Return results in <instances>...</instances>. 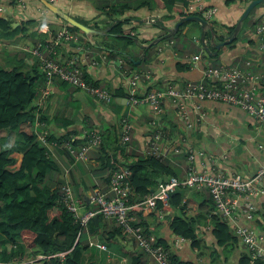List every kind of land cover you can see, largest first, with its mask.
Masks as SVG:
<instances>
[{"label": "crops", "instance_id": "crops-1", "mask_svg": "<svg viewBox=\"0 0 264 264\" xmlns=\"http://www.w3.org/2000/svg\"><path fill=\"white\" fill-rule=\"evenodd\" d=\"M2 1L3 3L0 5V8L4 7V9L7 8L8 10L7 15L4 16V18L16 21L17 23H15V27H18L22 21L31 18H40V13L38 12L40 7H42L40 0ZM23 1L28 4V10H24L21 7ZM104 1L106 3L105 6L126 4L132 7L138 6V10L133 9L134 11L126 12L120 17H111L107 15L105 20L108 28L103 30L101 25L103 19H96L99 17L100 11L93 3V0H58L56 5L76 20L77 17L84 18L88 21L90 20L91 22L96 19L94 21L95 25L87 26L100 31L108 30L110 24L119 18L123 19L133 16L136 19L132 27L136 28L135 31L138 34L139 40H137L135 44L140 50L134 49L132 52L126 50V55L123 56L127 58L128 55L135 65L132 67L128 62H125L124 66H126L127 74L130 72L141 73L142 70H146L143 74L148 75L149 79L150 77L153 78L151 81H148L149 79L146 80V82L141 85V93L146 92L150 83L154 84L160 79L164 81L162 84L164 88L169 85V82L182 86L184 83L198 82L202 79V64L199 68L192 67L189 71L181 70L183 65H187V61H185L186 57H192L201 53H194L193 55L187 53L190 52L189 46H187V41H184L181 37L177 39L173 38L176 34L175 27L181 20L183 7L191 0H186V3L179 2V5L175 7L172 14L165 9L161 0H137L136 4L131 2L132 0ZM228 1L229 0H201V3L205 7H215L218 9V23L225 26H232L239 21L246 4H243L241 2L242 0H235L231 5H228ZM153 2H156V8L151 5ZM262 14H264V7H261V9L259 8L258 11L255 12L254 20ZM167 17H169V19H167ZM151 18H157V22L164 25L166 32L163 34L167 35L171 32L170 34H172L173 37L172 40H167V44L172 42L173 45L166 46L161 52H159L157 51L159 43L152 49L150 57L151 62H146L145 49L150 47V41H152V38L160 37L159 33L162 32L161 29L154 27L155 23L150 21ZM48 21H50L51 30L54 31V33L63 27V22L52 15L48 17ZM124 28L126 29L127 26ZM188 31L189 28L186 27L183 34L187 35ZM49 35L50 33L42 34L41 37L47 41L51 37ZM85 35L90 38L85 42L84 48L90 47L95 54L100 55L106 45L104 42H101L99 37L107 35V33ZM96 35L98 40L94 38ZM38 39L39 37H21L20 35L15 39L9 40L10 43L8 45L12 44L16 47L21 44L36 46L39 44L38 41H40ZM82 39L84 40V38ZM92 41L99 46V49L95 48L91 43ZM244 41L245 40H241L232 50L227 49V51H222L220 63L232 64L237 59H244L247 56H253L254 61L264 63V54L260 53L256 46L248 48ZM2 50L3 48L0 49V51ZM192 51H197V49ZM17 53L18 52H14L6 55L7 59L3 63L5 64L4 68H12L11 64L14 62L11 58L15 57ZM81 54L82 51L80 52L77 50L75 44L62 45L58 48V56L62 61L67 60L69 57ZM119 59H123V57L117 56L113 58L111 63L101 61L102 63L95 68V71L90 69L87 70L89 76L94 82H99L101 86L112 90L122 88L126 93V90L122 87L124 84V77L121 76L122 74H118L116 69L112 68V64L117 63ZM139 61L140 63H138ZM143 64H146L144 69L136 67L137 65L142 66ZM260 70L264 73V65ZM43 86L44 83L41 84V88ZM125 99L126 96L117 99L120 107L114 105L112 107L104 106L86 93L57 81L51 88V95L45 108V123L51 134L56 137H62L67 133H73L79 130V135H77L79 140L83 139L81 135L82 128L97 127V130L107 134L108 146L114 147V139L118 138L117 134L119 133L120 136L122 135L123 129L121 122L123 120H128L133 126L131 131L133 145L135 146L133 149L138 153L146 155L147 150H149L148 144L150 138L153 136L150 127V112L146 108H139L144 110V115H147L148 117L147 121H145L144 117L131 118L128 112L129 108L131 109L132 107L128 103V100L124 101ZM165 108L166 114L162 121V126H171L173 128L172 131L176 136L183 135L185 137L183 140L185 148H204L209 154L218 158L217 164L212 166L215 170H222L228 175H240L243 178H247L255 175L257 170L264 166V137L257 138L256 136H260L257 131L256 135H250V131L257 128V123L240 108L215 101H204L202 103V112H204L205 118L197 122L196 125L195 122L199 118V115L195 111L192 113L190 111L191 122L195 125L192 126V128H186L185 124L176 122V110L172 106L167 104V106L165 105ZM230 144H234L236 149L241 146L244 150L232 157L229 154L231 153ZM134 154L135 153L132 155ZM22 158L23 155L19 160L20 164L22 163ZM91 158L89 157L84 163H76V161L72 162V159L63 151L57 152L56 156L53 158L60 166L61 171V174H56L55 178L62 182L69 176L72 179L74 192L76 191V193L80 194L77 198L81 201L88 200L89 195H91L96 188H100L104 192L107 191L104 188L105 184L101 182V177L104 176L95 173V169H97L99 163L94 158L91 160ZM134 159L135 157H130L129 162H132ZM172 160H174L173 162L175 163L178 174L177 177H184L188 167V161L186 160L185 155H175ZM124 162H126V160ZM203 165H206V163L202 159H199L196 163L199 170L203 169ZM94 186H96L95 189L93 188ZM82 193H84V198L81 196ZM182 195L185 200L194 199L196 201L194 203L196 206L204 204L205 201L210 202L212 199L211 194L207 190L202 192L187 190L185 194ZM256 204L258 208L257 220L256 223L253 224L264 232V197L257 199ZM182 212L183 211L179 208L173 207L162 209V212L158 210H142L140 207L138 211L133 210L132 213L138 223L141 222L144 228L157 235L160 239L170 241L172 247L174 242H177L181 238L172 232L171 223L175 217L185 215ZM212 215L213 213H210L208 209L203 211L191 210L186 212L185 216L195 222L197 240L199 243L197 249H194L192 248L190 240L185 241L180 246L174 248L175 255L178 256L181 261L191 264H239L240 259L247 254L246 247L241 245L240 242L237 243L235 250H232L230 246H219L211 222ZM116 227L114 221L107 220L105 221V230H102L100 235H90L88 240L89 244L91 241H95L99 242L100 245H107L109 252H111L116 258L114 263L108 261V253L101 251L99 246L91 247V245L89 246L90 250L85 256L87 262L93 261L97 264H121V259H126L127 262L125 264H128L130 256L140 251H144L137 246L135 240L126 236L121 235L111 238V233ZM103 235L105 236L103 237ZM107 237H110V239L107 240ZM105 254L107 255L105 256ZM148 255L146 256L145 264H154V258Z\"/></svg>", "mask_w": 264, "mask_h": 264}, {"label": "built area", "instance_id": "built-area-1", "mask_svg": "<svg viewBox=\"0 0 264 264\" xmlns=\"http://www.w3.org/2000/svg\"><path fill=\"white\" fill-rule=\"evenodd\" d=\"M46 1L55 5L58 2V0ZM242 1L251 2L252 0ZM21 4L23 9L27 7L24 1ZM7 12V8H0V17L6 16ZM38 12L42 20L38 32L40 34L50 33L49 42L39 41L36 46H28L22 49L39 61L40 70L45 76L44 87L40 90V95L35 101L38 139L47 148L49 158H54L57 152L66 150L76 162H86L90 152L101 146L100 131L94 128H82L81 135L84 144L80 147L75 145L79 140L77 136H71L62 141L61 145L58 142H50L51 133L47 130L42 131V129H48L42 121V109L46 108L51 95V88L57 81L86 93L104 106L112 104L114 101L113 90L89 83L87 69L95 71V68L102 63L101 61L111 63L113 59L110 58L108 49L103 48L99 55L95 54L90 47L84 48L85 42L90 37H84L73 32L67 23L59 31L51 34V26L48 21L50 13L52 14L51 10L42 6ZM217 12V8H208L202 4H189L183 10L186 16L202 15L212 24L217 20ZM207 31L212 33L210 39L207 38L206 34L205 39L202 37L194 38V42L205 48L209 54L211 53L210 48L218 43V34L222 31L212 27H209ZM258 33L261 36L258 50L264 54V15ZM131 35L136 36L137 34L132 32ZM9 43V41L0 40V49L5 48ZM91 43L97 46L95 42L92 41ZM67 44H75L76 49L82 51V54L69 57L65 61L60 60L58 48ZM158 44L159 41L153 45ZM169 45H173V43H160L157 51L161 52L164 47ZM185 61L192 64L194 68H199L204 63L203 77L200 82H187L182 86L169 82V85L163 90L147 91L146 89V92L141 93L140 87L149 79V76L135 72L125 79L123 85L127 89V99L131 107L146 108L150 112V127L153 136L148 144L147 155L163 158L185 153L188 157V168L185 176L167 178L156 188L159 192L154 190L146 200L135 204L130 202L133 188L129 180L130 173L128 170L113 173L110 191L104 192L102 189L96 188L85 201L76 198L72 180L68 176L63 184L59 205L64 206L73 215L82 230H87V226L93 218L103 215L105 219L112 220L121 227L124 236L135 240L137 246L150 254L157 264H176L170 262V253L158 244V238L153 233L147 231L137 222L132 212L133 210L138 211L140 207L142 210H154L159 202L168 206L171 194L179 189H193L199 192L207 190L214 201L215 212L213 214H219L222 220L231 227L253 260L264 262V232L253 224L257 220L256 200L264 197V166L253 177L249 178H243L240 175H228L222 170H215L212 166L217 164L218 158L209 154L204 148H185L183 135L176 136L171 126H162L166 114L165 105L167 106V104L176 110L177 123L185 124L186 128H192L197 122L205 118V114L202 112V103L215 101L240 108L252 117L259 125L260 130L264 132V85L261 84L262 82L264 84V76L261 75L262 71L260 70L264 63L258 61L247 63L248 67L256 66L259 69L257 73L245 68L230 67L227 63L213 67L212 64L203 61L200 54L186 57ZM117 63V65L112 64V68L117 70L119 67V72H123L121 76L125 78L127 76L124 69L125 61L120 59ZM190 111L191 113L195 111L199 115L195 125L191 122ZM121 123L123 129L121 143L125 146L131 140L133 126L128 120H123ZM199 159L206 163L201 170L196 166ZM13 166H10V169ZM185 241L184 238H181L174 242L172 247H178ZM90 245L91 247L99 246L101 251L108 253L110 263H114L116 260L113 254L109 252L107 245H100L99 242L95 241H91ZM65 255L66 253H60L57 256L64 258ZM25 256L15 258L8 263L0 262V264H41L51 258V256L38 254L33 258L34 261L26 263ZM126 262V259H121V264Z\"/></svg>", "mask_w": 264, "mask_h": 264}, {"label": "trees", "instance_id": "trees-1", "mask_svg": "<svg viewBox=\"0 0 264 264\" xmlns=\"http://www.w3.org/2000/svg\"><path fill=\"white\" fill-rule=\"evenodd\" d=\"M165 9L172 14L179 2L186 3V0H161ZM235 0H229L228 5H231ZM246 4L243 14L249 6V2L241 1ZM11 4V3H10ZM13 5V4H12ZM156 8V2H153ZM259 6V5H258ZM256 7L242 23L241 29L235 40L229 44L227 48L232 50L237 43L245 40L247 47L252 48L259 45L261 39L258 29L262 24V15L252 23L251 32L246 31L248 36L245 39L239 40V36L245 29V26L252 14L258 11ZM263 6V5H262ZM138 10V6L132 7L128 5H108L104 7V13L111 17L122 16L126 12ZM133 10V11H134ZM242 14V16H243ZM232 26L221 25L218 22H213V27L220 28L222 32L218 34V43L224 42L229 36L234 35L240 20ZM255 16V15H254ZM133 18H125L124 20L117 19L109 26L108 35L119 37L122 41L129 45L135 43L136 38L130 36V30L124 27L131 24ZM169 19V17H167ZM78 20V19H77ZM66 22L65 20H62ZM40 20L31 18L22 21L18 27H15L16 21L0 17V40L9 41L21 35V37L33 36L38 40L48 43L38 33L37 28ZM70 29L86 37L82 30L70 25L66 22ZM64 23V24H66ZM87 25V24H86ZM155 28L163 30L162 23L154 24ZM185 22L176 32L173 38L182 37ZM212 33H207V38L210 39ZM166 40H172V37ZM39 42V41H38ZM187 45L197 47L192 44V41H187ZM178 48V47H177ZM109 50L110 58L123 55L119 48L106 46ZM153 46L145 49L146 62H151L148 55L152 51ZM211 54L208 55L209 60H205L212 64L213 67L220 66V56L215 55V47H211ZM223 49V48H222ZM180 50V48H179ZM190 47L187 53H194ZM182 52V51H179ZM125 53V52H124ZM14 62L12 68H4L0 66V131L15 132V143L10 146L8 139H2L0 149V262L8 263L15 258H21L26 255L27 249H38L43 255L51 256V258L41 264H97L93 261H86V253L90 250L88 243L89 236L100 235L102 230H105V221L103 215H98L93 218L87 230H82V227L76 223L72 214H70L64 206L59 205V199L62 194L63 183L59 180L55 181L56 174H61L60 166L47 155V148L38 139L36 131L37 111L34 107V101L37 98L41 84L44 83L45 76L40 70L39 61L31 54L20 51L15 57L11 58ZM128 63L134 67L132 59H127ZM216 63H213L215 62ZM249 61L254 62L253 56H247L244 59H237L234 63L229 64L230 67L235 66L238 69H249L253 72H259L255 66L248 67ZM140 65H137L138 68ZM192 64L187 63L181 67L182 71H189ZM264 76V73H261ZM89 83L96 86H101L99 82H94L90 76H87ZM201 81V80H200ZM198 81V82H200ZM163 80H158L156 83H150L147 91L163 90ZM262 85L263 82L261 83ZM103 87V86H101ZM114 101L108 107L118 106V98L127 96L122 88L113 90ZM42 121L45 123V115L42 116ZM72 124V122H71ZM102 137L101 146L95 151L90 152L89 157L94 158L98 163L95 173L101 174V182L104 183L106 192L110 191V181L113 173L116 171L128 170L130 173L129 180L133 188V193L130 197L131 203H138L146 200V198L159 186L158 179H166L177 177V171L173 157L156 158L152 156H144L136 152L132 144V138L127 145L121 143V136L118 133V138L114 139V147L108 146L107 134L100 131ZM79 135L77 131L67 133L62 137L50 135V142H58L69 139L71 136ZM84 144V140L76 142V146L80 147ZM130 147V148H129ZM129 148V149H128ZM19 151V152H17ZM15 153H22L23 159L19 169L11 170L10 166L18 162L17 158L12 157ZM135 153L134 155H132ZM65 154L74 161L68 151ZM130 157H135L132 162H129ZM91 158V160H92ZM126 160V162H124ZM77 163V162H76ZM72 180V179H71ZM56 182V185L53 184ZM164 182V180H163ZM94 189L96 186L93 187ZM77 198L78 193L74 192ZM81 197V196H80ZM84 198V197H83ZM171 203L167 208H179L182 213L191 210H209L210 213L215 212L213 199L210 202L205 201L204 204L196 206L194 199H184L182 194H173L170 197ZM163 204L158 203L157 209H162ZM57 214L53 217L50 212L55 210ZM183 216H177L171 223V230L175 235H180L192 243V248L197 249L199 241L197 240L196 227L194 220ZM111 221V220H110ZM212 226L214 235L218 240V245L223 247L230 246L232 250L236 249L239 242L238 238L233 233L231 227L222 220L219 214L212 215ZM116 224V223H115ZM142 225V223H139ZM115 230L111 233V238L121 236L123 230L116 224ZM154 234V233H153ZM106 235V234H105ZM103 235V237L105 236ZM155 235V234H154ZM157 236V235H155ZM110 237H107L109 240ZM159 245H162L170 253V262L176 264H191L185 263L175 255L174 250L167 241L157 240ZM60 253H66L64 258L57 256ZM107 254H105L106 256ZM148 254L145 251H140L133 254L129 258L128 264H145V259ZM149 256V255H148ZM239 264H264L261 260H253L248 254H245L239 261Z\"/></svg>", "mask_w": 264, "mask_h": 264}, {"label": "rangeland", "instance_id": "rangeland-1", "mask_svg": "<svg viewBox=\"0 0 264 264\" xmlns=\"http://www.w3.org/2000/svg\"><path fill=\"white\" fill-rule=\"evenodd\" d=\"M131 2H133L134 4H136L137 3V0H132ZM3 3V1L2 0H0V5ZM93 3L97 6V9L100 11V15H99V17H97L96 19H103V21H101V25H102V28H103V30L104 29H107L108 28V25H107V23H106V20H105V17L107 16V15H105L104 14V7H105V5H106V3H105V1L104 0H93ZM124 3V2H123ZM263 5V6H262ZM260 9H261V7H264V4H261V5H259L258 6ZM4 8V7H3ZM254 15L255 14H252L251 16H250V18H249V20H248V22H247V24H246V26H245V29L242 31V33L240 34V36H239V40H241V39H245V38H247L248 36L246 35V31H249V32H251V30H252V23L254 22ZM77 19L80 21V22H82V23H84V24H87V25H95V20L93 21V22H91L90 20L88 21V20H85L84 18H81V17H77ZM186 27H188L189 28V31H188V34L187 35H184L183 33L181 34L182 35V37H181V39H183L184 41H190V40H194V38H196V37H201L202 36V34H203V29H202V27L200 26V24L199 23H197V22H188V25H186L185 26V28ZM241 29V28H240ZM163 33H164V31H162L161 33H159L160 35L159 36H162L163 35ZM236 35H238V34H236ZM100 38V40H101V42H104L105 43V45L106 46H108L109 48H111V47H115V48H119L122 52H125L126 50L128 51V52H132V50H134V49H139V47L135 44V43H133L132 45H129V44H127L126 42H124V41H122V39H120L119 37H115V36H111V35H103V36H100L99 37ZM96 39H97V37H96ZM98 40V39H97ZM180 42H182L181 40H179ZM135 44V45H134ZM180 44V43H179ZM188 44V43H187ZM193 44V43H192ZM195 45V44H194ZM13 46V47H12ZM186 46V45H185ZM187 46H189V49H190V47L194 50L195 48H194V46H192V45H187ZM196 47H197V51L199 52V53H201V55H202V58H203V60L205 61V60H209V56L206 54V53H204L203 51L205 50L203 47L201 48V47H199V46H197V45H195ZM229 46V45H228ZM228 46H225L223 49H222V51H227V49L229 50V48H227ZM25 47H28V45H18L17 47L16 46H14V45H12V44H10V45H8L5 49L3 48V50L2 51H0V66L1 67H4L5 66V64H3L4 62H5V60L7 59L6 58V55L7 54H10V53H14V52H20V51H22V49L23 48H25ZM202 49H203V51H202ZM140 50V49H139ZM4 51H6V52H4ZM222 53V52H221ZM151 54H152V51L150 52V54L148 55V59H150V57H151ZM213 63H216V61L215 62H213ZM116 65L118 64V63H115ZM145 65L146 64H143L142 66L140 65L139 67L141 68V69H144L145 68ZM146 72V70H142L141 71V73H145ZM128 114L130 115V117L131 118H134V117H140V118H145V121H147L148 120V117H147V115L145 116L144 115V110H142V109H139V108H137V107H132L131 109L129 108V112H128ZM93 127V126H92ZM88 129H90V128H88ZM94 129H97V127H94ZM45 130H47V131H50L49 129H42V131H45ZM78 131V134H79V130H77ZM256 131L258 132V134L260 135V136H256L257 138H261V137H264V132L263 131H261L260 130V127H259V125L257 124V128L256 129H254V130H251L250 131V135H256ZM15 138H16V134H15V132H6V131H0V149H1V141H2V139H8L9 140V145L10 146H12L14 143H15ZM132 144H133V141H132ZM134 146V145H133ZM230 146V152L231 153H229L230 154V156H236L238 153H240V152H242L243 150H244V148L243 147H241L240 146V148H238V149H236L235 148V145L234 144H230L229 145ZM17 152H19V151H17ZM22 153H19V154H13L12 155V157H14V158H17L18 159V161L20 160V158L22 157ZM23 159V158H22ZM85 161H80L79 163H84ZM20 168V162H18V163H16L12 168H11V170H15V169H19ZM56 180H58V179H55V181ZM53 184L54 185H56V182H53ZM81 196L83 197L84 196V193H82L81 194ZM57 214V211H56V209L55 210H53V211H51L50 212V216L51 217H53V216H55ZM1 250H2V248H1V246H0V252H1ZM39 252H37L35 249H28V252H27V255L25 256V262L26 263H29V262H31V261H34V259L33 258H35V256L38 254ZM154 264H156L155 262H154Z\"/></svg>", "mask_w": 264, "mask_h": 264}, {"label": "water", "instance_id": "water-1", "mask_svg": "<svg viewBox=\"0 0 264 264\" xmlns=\"http://www.w3.org/2000/svg\"><path fill=\"white\" fill-rule=\"evenodd\" d=\"M47 8H49L54 14L58 15L59 17H61L63 20H65L66 22H68L70 25L78 28L79 30H82L84 33L86 34H104V33H108L110 32L109 29L106 31H100V30H96L90 26H87L86 24H83L79 21H77L75 18L71 17L68 13H66L65 11H63L62 9L58 8L56 5L51 4L50 2L46 1V0H40ZM264 4V0H254L253 2H251L248 6V8L246 9L245 13L243 14L240 23L237 27V29L235 30L234 35L230 36L226 41L221 42L219 44L216 45V52L214 53L215 55H219V52L222 50V48H224L225 46H228L229 44H231L235 38L237 37L236 34L239 33L240 28L242 23L248 18V16L250 15V13L258 6ZM148 21V20H147ZM147 21H143V22H147ZM141 22V21H139ZM185 22H197L199 23L202 28H203V34H202V39H205L206 37V33H205V28L208 27V22L203 19L202 17H196V16H192V17H186L183 18L179 23H177L175 30L178 31L179 28L181 27V25H183ZM19 25V24H18ZM172 37V34H167L166 36H163L162 38L155 40L153 42V44H155L157 41H162L165 39H169ZM140 63V61L138 62ZM127 99H125L124 101H126ZM163 180H167L166 179H158V183H162ZM156 192H159V190H156ZM185 190H177L176 194H185Z\"/></svg>", "mask_w": 264, "mask_h": 264}, {"label": "clouds", "instance_id": "clouds-1", "mask_svg": "<svg viewBox=\"0 0 264 264\" xmlns=\"http://www.w3.org/2000/svg\"><path fill=\"white\" fill-rule=\"evenodd\" d=\"M253 1H254V0H252L251 2H253ZM251 2H249V3H251ZM40 4H41L42 6H44V7H46L41 1H40ZM189 4H198V5H199V4H202V3H201V0H191L190 2H188V4H187L186 6H188ZM9 5H10V4H9ZM26 5H27V7H26L25 9L28 10V4H26ZM53 5H55V4H53ZM56 6H57V5H56ZM186 6L183 7V10H184V8H185ZM208 8H213V7H208ZM214 8H215V7H214ZM25 9H24V10H25ZM183 10H182V12H181V20H182L183 18H186V17H192V16L202 17L203 19H205L202 15H196V14H194V15H190V16H186V15L183 13ZM217 10H218V9H217ZM51 12H52V11H51ZM217 13H218V12H217ZM51 15L54 16V17H56V18H59L61 21L63 20L61 17H59L58 15L54 14L53 12H52V14L50 13V16H51ZM263 15H264V14H263ZM126 18H133V19H132L133 21L131 22L130 25L127 26L126 30H130V36L136 38V41L139 40V39H138V34H137L136 31H135L136 28L132 27L136 19H135L133 16H131V17H126ZM119 19H120V18H119ZM124 19H125V18H123V19H121V20H124ZM155 19H156V21H154ZM216 19H217L216 22H218V18H217V16H216ZM38 20H40V22H39V26H40V25H41V22H42V20H41V16H40V18L38 17ZM181 20H180V21H181ZM205 20H206V19H205ZM150 21L153 22V23H155V24L158 23V22H157V18H151ZM180 21H179V22H180ZM206 21H207V20H206ZM49 22H50V21H49ZM62 22H63V21H62ZM137 22H139V21H137ZM179 22H178V23H179ZM207 22H208V21H207ZM64 23H66V22H63V25H65ZM112 23H113V22H112ZM112 23H111V24H112ZM219 24H220V23H219ZM221 25H222V24H221ZM39 26H38V28H39ZM50 26H51V25H50ZM200 26H201V25H200ZM201 27H202V26H201ZM209 27H213V24L208 22V27L205 28V33H206V34L209 33V32L207 31V29H208ZM38 28H37V31H38ZM214 28H217V27L214 26ZM160 29H161V28H160ZM202 29H203V28H202ZM217 29H220V28H217ZM161 30H162V29H161ZM162 31L166 32L165 28H163ZM221 31H222V30H221ZM132 32H135L137 35H136V36H132V35H131ZM175 32H177V31L175 30ZM38 33H39V32H38ZM53 33H54V31L51 30V34H53ZM108 33H109V32H108ZM170 33H171V32H170ZM170 33H169V34H170ZM39 34H40V33H39ZM42 34H45V33H42ZM42 34H40V35H42ZM85 34H86V33H85ZM87 35H89V34H87ZM49 36H50V35H49ZM163 36H166V34H163L162 36H160V37H158V38H152V41H150V47L153 46V47L155 48L156 45H153L152 42L155 41V40H158V39L162 38ZM96 37H97V35L94 36V38H96ZM172 37H173V35H172ZM201 37H202V36H201ZM229 37H230V36H229ZM229 37H228V38H229ZM196 38H198V37H196ZM228 38H227V39H228ZM227 39H226V40H227ZM226 40H225V41H226ZM136 41H135V42H136ZM191 41H192V43H194V44L196 45V43L194 42V40H191ZM167 42H168V41H167L166 39H165V40H162V41H159V43H167ZM217 44H219V43H217ZM217 44H216V45H217ZM216 45H215L214 47H216ZM197 46L201 47V46L198 45V44H197ZM98 47H99L98 45L95 46L96 49H99ZM104 48L106 49V46H104ZM201 48H202V47H201ZM204 49H205V48H204ZM215 49H216V48H215ZM257 49H258V47H257ZM22 51H23V50H22ZM202 51H203V49H202ZM203 52L206 53L207 55H212L211 53L208 54V53L206 52V49H205ZM194 53H199V52H198V51H195ZM194 53H191V55H193ZM123 55H126V54L123 52ZM123 55H121V56L123 57V60H124L125 62H128L127 59H131L130 57H128V55H127V58H126L125 56H123ZM200 55H201V54H200ZM201 56H202V55H201ZM202 59H203V58H202ZM119 60H120V59H119ZM203 61H204V60H203ZM187 63H189V62H187ZM124 65H125V64H124ZM202 65H203V67H204V63H203ZM124 69L126 70V66H124ZM132 71H133V70H132ZM116 72H117L118 74H123V72H119V67L117 68ZM132 73H134V72H130L129 74H127V76L124 78V82H125V79H126L127 77H129ZM139 73H140V72H139ZM152 79H153V78H152ZM152 79H149L148 81H151ZM123 85H124V84H123ZM123 85H122V87L126 90V93H127V89H126ZM43 87H44V86H43ZM41 89H42V88H41ZM41 89H40V90H41ZM39 95H40V91H39L38 96H39ZM38 96H37V97H38ZM36 99H37V98H36ZM36 99H35V101H36ZM126 99H127V96H126ZM127 100H128V99H127ZM35 101H34V107L36 108ZM42 111H43V115H44L45 109H42ZM45 124H46V123H45ZM47 127H48V126H47ZM49 132H50V131H49ZM50 133H51V132H50ZM131 138H132V136H131ZM129 148H130V147H129ZM129 148H128V149H129ZM62 151L65 152V150H61V152H62ZM181 154H184L185 157H186V160L188 161V157H187V155H186L185 153H181ZM181 154H179V155H181ZM144 156H148V155H147V152H146V155H144ZM73 159H74V157H73ZM74 161H75V159H74ZM18 162H19V161H18ZM18 162H17V163H18ZM14 165H15V164H14ZM11 166H13V165H11ZM20 167H21V164H20ZM262 167H263V166H262ZM262 167H261V168H262ZM187 168H188V167H187ZM261 168H259V169H261ZM186 170H187V169H186ZM258 171H259V170H257V172H258ZM257 172H256V173H257ZM185 174H186V173H185ZM253 176H254V175H253ZM253 176H251V177H253ZM247 178H249V177H247ZM70 179H71V178H70ZM62 182H63V184H64V180H63ZM62 188H63V187H62ZM179 190H185V191H187V190H191V189H179ZM192 190H193V189H192ZM173 194H176V191H175ZM173 194H171L170 197H172ZM211 197H212V196H211ZM161 203H162V202H161ZM170 203H171V200L169 201V204H170ZM162 204H163V203H162ZM168 206H169V205H168ZM168 206H164V205H163V208H162V209H165V208H167ZM162 209H157V208H156V209H154V210H158V211L162 212ZM147 231H148V230H147ZM151 233H152V232H151ZM177 236L180 237V238H184V237H182V236H180V235H177ZM156 237L158 238V240L160 239L158 236H156ZM184 239H185L186 241H189V240L186 239V238H184ZM167 242H168V244L171 246L170 241H167ZM35 250H36L37 252H39L38 254L43 255L38 249H35ZM172 250H174V247H172ZM27 252H28V249H27ZM26 254H27V253H26ZM38 254H37V255H38ZM149 255H150V254H149ZM150 256H151V255H150ZM156 264H157V263H156Z\"/></svg>", "mask_w": 264, "mask_h": 264}]
</instances>
